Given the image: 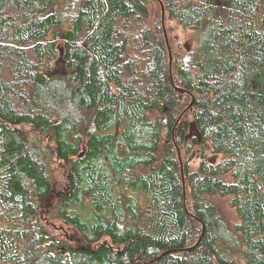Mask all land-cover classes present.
<instances>
[{
    "label": "trees",
    "instance_id": "obj_1",
    "mask_svg": "<svg viewBox=\"0 0 264 264\" xmlns=\"http://www.w3.org/2000/svg\"><path fill=\"white\" fill-rule=\"evenodd\" d=\"M0 264H264V0H0Z\"/></svg>",
    "mask_w": 264,
    "mask_h": 264
},
{
    "label": "rangeland",
    "instance_id": "obj_2",
    "mask_svg": "<svg viewBox=\"0 0 264 264\" xmlns=\"http://www.w3.org/2000/svg\"><path fill=\"white\" fill-rule=\"evenodd\" d=\"M173 34L178 41L180 42L182 41L183 43L187 44L190 47L189 48L190 51H188L184 55V59L189 67H193L195 65V59L191 53V50L195 48L198 35L193 31L185 30L180 26H174ZM47 143L49 144L48 138H47ZM208 151H209V155L213 156L210 152V147H208ZM198 161L199 158H197V162ZM67 175H68V170L62 163L60 164L57 162L54 164L52 171V178L55 182V193H54L55 202L58 201L57 197H59V195H61V192H63L67 187L66 186L68 183ZM217 204L230 222L235 220V215L233 213V210L229 207L227 198L218 199ZM47 224L49 225V230L51 231V233L55 234L59 239L63 241H68L69 238H67V236H70L74 233L69 226H66L60 220L58 214H56L53 218L48 217Z\"/></svg>",
    "mask_w": 264,
    "mask_h": 264
},
{
    "label": "water",
    "instance_id": "obj_3",
    "mask_svg": "<svg viewBox=\"0 0 264 264\" xmlns=\"http://www.w3.org/2000/svg\"><path fill=\"white\" fill-rule=\"evenodd\" d=\"M164 14H165V11H164V8H163V16H164ZM164 26H165V25H164ZM165 34H166V39H167V41H168L167 31H165ZM170 54H171V53H170ZM171 58H172V54H171ZM193 133H196V134H198L199 136H201L199 130H198L197 127H196L195 122H192V124H191L190 134H193ZM179 156L181 157V152H180V150H179Z\"/></svg>",
    "mask_w": 264,
    "mask_h": 264
}]
</instances>
